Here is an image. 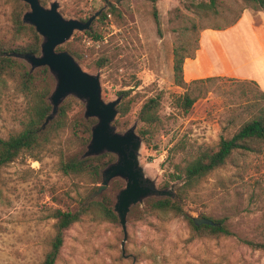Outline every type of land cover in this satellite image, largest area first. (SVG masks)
<instances>
[{
  "label": "rangeland",
  "instance_id": "rangeland-1",
  "mask_svg": "<svg viewBox=\"0 0 264 264\" xmlns=\"http://www.w3.org/2000/svg\"><path fill=\"white\" fill-rule=\"evenodd\" d=\"M17 1L0 0V40L12 38V12ZM47 1L45 7L58 2L66 19H89L100 10V18L107 15L99 24L101 40L86 35L78 40L73 35L63 46L70 43L80 55L82 68L100 75L106 103L122 101L120 92L130 91L126 100H131L132 109L122 119L127 129L135 124L139 129L143 103L162 96V125L148 143L142 140L140 151L141 166L158 189L163 190L175 165L221 138L233 136L245 121L264 109L257 87L243 88L230 80L216 81L207 86L206 92H197L201 96L188 114L176 106V96L186 90L174 84L173 48L179 33L173 30L180 22L170 20L176 9L194 17L189 4L201 0ZM113 6L115 13L111 12ZM226 6L249 9L251 21L258 26L264 21L263 15L239 0H226L220 10ZM154 7L159 12L162 35L154 20ZM209 20L204 24L217 22ZM187 35L197 37L192 32ZM201 35L198 43L193 42L187 49L194 52V57L201 47ZM101 60L106 61L105 65L98 67ZM65 102L72 105L69 122L77 117L97 122L85 118V103L81 100L69 96ZM26 107L16 83L0 79V139L22 130ZM61 135L52 149L38 153L37 158L23 154L0 169V264H41L55 235L54 210L77 211L80 201L100 200L102 196L113 200L114 205L126 186L124 179L116 178L103 193L94 196L97 190L92 193L88 182L64 175L59 169L62 157L82 158L88 145L74 142L68 130ZM172 188L176 198L177 183L167 187ZM157 198H147L131 208L126 232L119 219L112 223L86 217L73 225L65 233L56 264H264V251L248 244L264 243V144L255 152L236 153L181 202L191 217L224 220L232 236L197 237L184 217L159 216L149 211L146 202Z\"/></svg>",
  "mask_w": 264,
  "mask_h": 264
},
{
  "label": "trees",
  "instance_id": "trees-1",
  "mask_svg": "<svg viewBox=\"0 0 264 264\" xmlns=\"http://www.w3.org/2000/svg\"><path fill=\"white\" fill-rule=\"evenodd\" d=\"M40 1L43 6H47V0ZM146 1L156 3L158 0ZM191 1L194 2L195 0ZM239 1L255 11H264V0ZM224 5H226V0H201L199 3H191L189 9L194 12V17L184 16L179 9L173 11L171 23L180 22V26L173 30L174 33H179L177 38L179 41H175L173 48L174 84L186 90L184 94L176 96V106L185 114L190 112L201 96L197 92H206L207 86L216 81L230 80L243 88L253 85L257 87L260 99H264V93L253 81L211 77L187 83L184 79L185 60L194 58V52L189 53L187 49L193 42L198 43L199 33L208 29H228L240 20L245 11V8L235 9L228 6L220 10L221 6ZM28 9L29 6L26 3L19 0L16 2L12 12V38L9 41L0 40V79H10L15 82L27 105L26 113L21 120L22 130L7 139H0V169L13 163L23 154H30L37 158L38 153L52 149L56 141L61 140V134L67 130L74 142L86 147L92 139V127L96 123L95 120L85 121L82 117H77L69 122L72 105L65 102L61 105L55 119L46 128H43L53 110L49 98L54 90L55 80L47 67L32 71L26 61L16 57L25 54L41 55L43 38L33 26L25 24L23 21V16ZM115 11L116 8L113 6L111 12L115 13ZM224 13L229 14H226L228 16H224V21L221 22L220 18ZM153 16L158 33L162 35L159 12L156 7H154ZM106 17L105 14L102 18L99 17L94 20L89 30L82 33L76 32L73 36L74 39L82 40L83 35H86L95 41L101 40L99 24ZM208 19L213 21L217 19V22L204 24L203 21ZM87 20L80 19L82 22ZM182 24L185 26H182ZM189 32L195 33L197 37L191 39L187 35ZM58 51H67L77 62H81L80 55L71 47L70 43L65 48L60 46ZM105 62V60H101L97 63V66L102 67ZM120 95L122 101L117 106L118 118L113 126L119 133H124L129 129L122 122V119L131 112L132 106L131 100H126L130 95V91L120 92ZM161 99V95L147 99L143 103L138 116L141 126L137 129V125H134L136 126V133L145 143L153 138L157 129L162 125L160 116ZM258 101L260 100L258 99ZM263 144L264 109L261 108L256 115L245 121L233 136L221 138L217 144L200 149L184 162L175 165L174 171L170 174V180L164 185L163 190H166L170 183H177L176 198L150 199L146 202L148 210L159 216L184 217L197 237L232 236L233 234L225 225L224 220L215 221L207 218L212 220L215 225H196L194 217L184 211L181 202L188 198L190 193L198 190L216 170L225 166L236 153L255 152L256 147ZM115 161L116 156L109 153L98 157H75L69 160L62 157L59 169L66 176H73L88 182L92 186V193H94L98 190V185L102 181L104 170ZM52 217L56 220L55 235L41 264H56L64 245L65 233L73 225L83 221L84 218L91 217L112 223L117 222L119 219L114 211L113 200L103 196L100 200L84 199L80 201V207L77 211L56 209L52 213ZM248 244L264 251V243L248 242Z\"/></svg>",
  "mask_w": 264,
  "mask_h": 264
},
{
  "label": "water",
  "instance_id": "water-1",
  "mask_svg": "<svg viewBox=\"0 0 264 264\" xmlns=\"http://www.w3.org/2000/svg\"><path fill=\"white\" fill-rule=\"evenodd\" d=\"M21 1L29 6L23 16L24 23L36 29L43 38V43L40 56L25 54L16 57L26 61L32 71L47 67L55 80L54 90L49 98L53 110L43 128L55 119L61 105L69 96L85 103V118L96 119L97 122L92 127V139L83 158L98 157L107 153L116 156V161L104 170L102 182L94 196L103 193L112 180H125L126 186L116 197L114 211L126 232L132 207L142 204L150 197L174 198V189H158L155 181L146 175L140 163L142 139L136 133V126L124 133H119L113 126L118 117L117 106L121 99L106 103L102 97L100 75L85 71L69 52L58 51L76 31L89 30L103 10L82 22L78 19H66L59 10L58 2L45 7L40 0ZM194 222L198 226L215 225L212 220L202 217H194Z\"/></svg>",
  "mask_w": 264,
  "mask_h": 264
},
{
  "label": "crops",
  "instance_id": "crops-1",
  "mask_svg": "<svg viewBox=\"0 0 264 264\" xmlns=\"http://www.w3.org/2000/svg\"><path fill=\"white\" fill-rule=\"evenodd\" d=\"M251 20L252 12L245 9L234 26L202 31L197 56L185 60V81L227 77L256 82L264 93V21L258 26Z\"/></svg>",
  "mask_w": 264,
  "mask_h": 264
}]
</instances>
